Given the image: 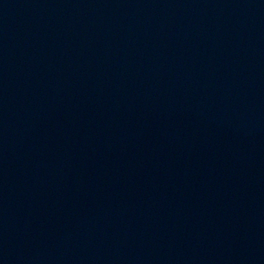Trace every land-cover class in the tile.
Returning <instances> with one entry per match:
<instances>
[{"label":"water","instance_id":"obj_1","mask_svg":"<svg viewBox=\"0 0 264 264\" xmlns=\"http://www.w3.org/2000/svg\"><path fill=\"white\" fill-rule=\"evenodd\" d=\"M0 264H264V0H0Z\"/></svg>","mask_w":264,"mask_h":264}]
</instances>
